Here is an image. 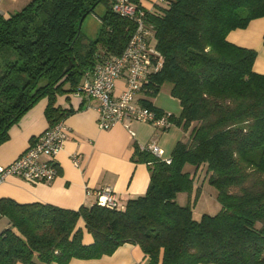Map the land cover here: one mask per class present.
I'll use <instances>...</instances> for the list:
<instances>
[{
	"label": "trees",
	"instance_id": "1",
	"mask_svg": "<svg viewBox=\"0 0 264 264\" xmlns=\"http://www.w3.org/2000/svg\"><path fill=\"white\" fill-rule=\"evenodd\" d=\"M113 2L30 0L0 13V144L42 98L50 125L64 119L72 109L56 106V96L74 91L101 57L122 52L133 24L112 11ZM100 4L99 29L85 40L83 21ZM145 13L163 62L139 101L162 114L146 96L169 82L181 111L168 118L185 138L169 163L136 149L149 183L123 208L1 198L0 220L8 224L0 232V264H68L111 255L124 243L137 244L148 264H264V74L253 68L255 49L227 38L264 17V0H161ZM202 167L221 209L195 220ZM181 192L186 205L176 200Z\"/></svg>",
	"mask_w": 264,
	"mask_h": 264
},
{
	"label": "crops",
	"instance_id": "2",
	"mask_svg": "<svg viewBox=\"0 0 264 264\" xmlns=\"http://www.w3.org/2000/svg\"><path fill=\"white\" fill-rule=\"evenodd\" d=\"M29 1L1 0L0 13L8 15ZM133 1L149 12L161 3V0ZM227 38L240 46L255 49L253 68L264 74V17L252 20L244 29L230 31ZM122 87L123 80L118 79L115 93ZM140 97L144 96L141 94ZM47 102V98L40 99L9 129L8 139L0 144V165L10 164L33 138L50 126L44 114ZM151 102L164 113L180 114L179 100L168 93H158ZM55 105L72 109L63 119L67 130L63 147L56 155L57 176L50 182H27L18 176H9L0 183V199L10 198L18 203L40 202L76 210L82 205H93L96 192L109 187L125 205L128 200L146 192L150 178L148 164L136 160V149L145 150L149 142H155L163 150V156L170 157L176 143L187 134L175 124L163 130L138 121L100 129L95 110L72 92L57 95ZM74 157L77 163H74ZM148 261L137 244L124 243L111 255L96 259L73 258L68 264H148Z\"/></svg>",
	"mask_w": 264,
	"mask_h": 264
},
{
	"label": "built area",
	"instance_id": "3",
	"mask_svg": "<svg viewBox=\"0 0 264 264\" xmlns=\"http://www.w3.org/2000/svg\"><path fill=\"white\" fill-rule=\"evenodd\" d=\"M111 9L116 15L132 22L133 32L122 52L101 57L92 69L83 74L72 94L86 100L88 107L95 110L100 129L132 121L167 129L172 124L169 114H157L139 101L150 76L160 70L163 62L155 47L153 30L146 21L145 10L133 0H114ZM118 79L123 80V87L116 94ZM66 130L61 119L33 138L15 160L8 165H0V183L9 176H18L27 182L52 181L58 174L56 155L63 147ZM144 149L170 162V157H164L163 150L155 142H149ZM73 161L77 163V158L74 157ZM96 194L95 203L98 206L109 209L124 206L109 187Z\"/></svg>",
	"mask_w": 264,
	"mask_h": 264
},
{
	"label": "rangeland",
	"instance_id": "4",
	"mask_svg": "<svg viewBox=\"0 0 264 264\" xmlns=\"http://www.w3.org/2000/svg\"><path fill=\"white\" fill-rule=\"evenodd\" d=\"M103 11H104V6L100 4L96 7L95 13L90 14L83 21L81 30L85 37V40H92L95 37L96 32L98 31L100 26L99 16L102 15ZM170 89H171V84L169 82H164L161 84L159 91L155 95L153 96L148 95L146 96V98L149 99L150 101H153L155 96L160 92H165L168 93V95H171ZM207 177L208 174L206 172V169L205 167H202L199 171L196 180L194 181V185L201 187L195 205L192 208L193 218L195 220H199L202 214L214 215L221 209V206L216 198V190L208 183ZM178 194H179L177 199L178 204L186 205L189 198L188 193L181 192ZM7 224H8L7 218L4 217L0 220V232L4 229L5 225Z\"/></svg>",
	"mask_w": 264,
	"mask_h": 264
},
{
	"label": "water",
	"instance_id": "5",
	"mask_svg": "<svg viewBox=\"0 0 264 264\" xmlns=\"http://www.w3.org/2000/svg\"><path fill=\"white\" fill-rule=\"evenodd\" d=\"M71 67H72V64L69 63V65L67 67H65L64 72L68 71Z\"/></svg>",
	"mask_w": 264,
	"mask_h": 264
}]
</instances>
